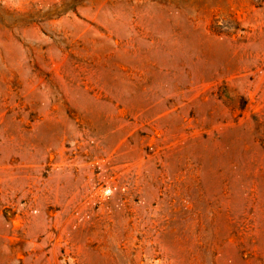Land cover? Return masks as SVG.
<instances>
[{"label": "rangeland", "instance_id": "1", "mask_svg": "<svg viewBox=\"0 0 264 264\" xmlns=\"http://www.w3.org/2000/svg\"><path fill=\"white\" fill-rule=\"evenodd\" d=\"M0 264H264V0H0Z\"/></svg>", "mask_w": 264, "mask_h": 264}]
</instances>
